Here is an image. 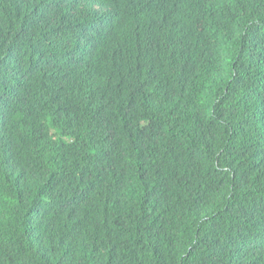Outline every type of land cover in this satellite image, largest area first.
Instances as JSON below:
<instances>
[{"label": "trees", "instance_id": "trees-1", "mask_svg": "<svg viewBox=\"0 0 264 264\" xmlns=\"http://www.w3.org/2000/svg\"><path fill=\"white\" fill-rule=\"evenodd\" d=\"M0 264H264V0H0Z\"/></svg>", "mask_w": 264, "mask_h": 264}]
</instances>
